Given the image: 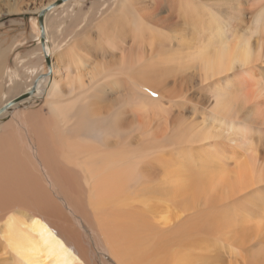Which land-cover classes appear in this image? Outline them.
I'll return each instance as SVG.
<instances>
[{
    "label": "bare ground",
    "instance_id": "bare-ground-1",
    "mask_svg": "<svg viewBox=\"0 0 264 264\" xmlns=\"http://www.w3.org/2000/svg\"><path fill=\"white\" fill-rule=\"evenodd\" d=\"M57 8L0 108V264H264V0Z\"/></svg>",
    "mask_w": 264,
    "mask_h": 264
},
{
    "label": "rangeland",
    "instance_id": "rangeland-1",
    "mask_svg": "<svg viewBox=\"0 0 264 264\" xmlns=\"http://www.w3.org/2000/svg\"><path fill=\"white\" fill-rule=\"evenodd\" d=\"M55 1L57 0H0V52L6 51L7 53V63L3 66V73L0 75V108H2L6 101L29 88L36 78L48 72H46L48 67L43 62L42 65L44 64V66H41L43 54L40 49L41 26L39 15L44 8L46 9L48 5ZM92 1H96V4L105 2L104 5L99 7L100 10L104 9L108 3L113 0H84L70 4L71 6H67L65 11L61 14L64 15L67 10L71 9H74V11L71 12L76 13L78 9H80L76 17L72 20L73 26H65L64 18L59 15V17L55 18V24H49L56 36L58 35V29H64L65 31V29L73 28L80 23V21H83V13H85V11H87V14L90 13L88 9L91 7ZM69 14L70 12L68 11L66 16ZM246 17L248 20L251 19L250 15ZM53 21L54 17L51 19V22ZM68 33L69 31H65V34L62 35L67 36ZM92 35L96 37L94 33H92ZM84 53H87L89 56L88 60H86L88 63L93 59L95 51L94 49L90 50L87 48ZM27 108L29 112L43 111L44 115L49 113L48 106L41 97L35 99ZM9 119L8 117L5 121ZM256 141L259 144V163H262L261 158H264V140L257 137ZM262 189H264V185ZM240 197H242V195H240L239 198ZM240 222L245 223L246 220ZM79 230L81 232L83 231L81 229ZM82 233L86 236L84 231ZM90 243L92 245L91 241ZM96 261L97 264H106V260L100 258L98 255Z\"/></svg>",
    "mask_w": 264,
    "mask_h": 264
},
{
    "label": "crops",
    "instance_id": "crops-1",
    "mask_svg": "<svg viewBox=\"0 0 264 264\" xmlns=\"http://www.w3.org/2000/svg\"><path fill=\"white\" fill-rule=\"evenodd\" d=\"M71 6V5H70ZM69 6V7H70ZM67 7V6H66ZM66 7H64L63 9L62 8H57V9H55L54 10V12H52L51 13V15H50V20H47V23L48 24H51V25H53V24H55V18H57V17H59V15H60V17H63L64 18V22H65V26H73V24H72V20L76 17V15H77V13L79 12V10L80 9H78V12H76V13H73V12H71V11H74V9H71V10H67V12L64 14V15H62L61 13L63 12V11H65V8ZM99 7H100V4L99 3H97L96 4V1H92L91 2V7L88 9L90 12H92V11H96V10H98L99 9ZM60 9V10H59ZM83 10L85 11V9H84V7H83ZM68 11L70 12V16L68 15V16H66L67 14H68ZM85 12H87V11H85ZM50 13V11L49 12H47L46 13V17H47V15ZM45 17V18H46ZM52 17H54V21L53 22H51V19H52ZM45 18H44V20H45ZM44 26H45V24H44ZM44 30H45V27H44ZM46 33V32H45ZM46 37V36H45ZM42 57V56H41ZM44 59L42 58V61H41V66H44V64L47 66V64H46V62L45 61H43ZM42 62L44 63L43 65H42Z\"/></svg>",
    "mask_w": 264,
    "mask_h": 264
},
{
    "label": "water",
    "instance_id": "water-1",
    "mask_svg": "<svg viewBox=\"0 0 264 264\" xmlns=\"http://www.w3.org/2000/svg\"><path fill=\"white\" fill-rule=\"evenodd\" d=\"M68 0H57L55 2H53L52 4H50L46 9L41 11V14L39 15V22H40V26H41V42L42 45L44 46V41H45V32H44V18L47 12H49L50 10L57 8L59 5L63 4L64 2H66ZM47 64L50 67V58L47 56ZM35 85L32 87L34 90ZM32 90V92H33ZM29 92L26 95H22L21 97H19V99H22L23 97L28 96Z\"/></svg>",
    "mask_w": 264,
    "mask_h": 264
}]
</instances>
